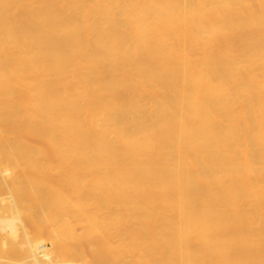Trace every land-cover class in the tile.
<instances>
[{
  "label": "bare ground",
  "instance_id": "1",
  "mask_svg": "<svg viewBox=\"0 0 264 264\" xmlns=\"http://www.w3.org/2000/svg\"><path fill=\"white\" fill-rule=\"evenodd\" d=\"M0 264H264V0H0Z\"/></svg>",
  "mask_w": 264,
  "mask_h": 264
}]
</instances>
